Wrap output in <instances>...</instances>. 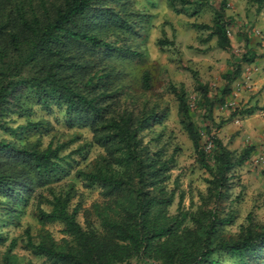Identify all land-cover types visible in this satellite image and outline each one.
<instances>
[{
  "label": "rangeland",
  "instance_id": "374dc122",
  "mask_svg": "<svg viewBox=\"0 0 264 264\" xmlns=\"http://www.w3.org/2000/svg\"><path fill=\"white\" fill-rule=\"evenodd\" d=\"M130 1L128 24L132 32L126 34L124 46L137 54L126 57L100 52L103 72L110 70V75L104 78L108 96L104 95L101 102L103 116L97 131L70 121L72 114L65 111L64 104L38 102L28 89L16 92L18 100L6 103L0 113V141L39 150L49 144L57 149L65 169H58V179L35 187L25 201L15 202L14 212L4 207L6 199L0 194V264H58L46 253L36 252L34 245L45 241L60 249L75 246L61 223L41 218V212L53 211L57 203L66 202L68 211L75 207L74 218L84 229L102 230L103 213L111 214L107 204L120 208L112 200L116 197L124 206L131 196L125 190L111 195L101 181L91 182L89 173L101 167L119 176L124 173L121 165L113 163L108 168L103 161L128 152L142 159L149 156L167 161L160 180L146 183L142 189L173 194L163 212L169 217L185 215L180 228H194L196 223L189 216L206 217L208 208L216 209L219 217H230L219 227L226 238H235L249 224H264V3L258 9L245 0H189L204 3V10L191 15L180 1ZM33 3L38 5L37 0ZM28 7L26 4V11H30ZM219 9L231 25L226 32L230 43L227 50L220 49L213 36L206 38L207 28L195 27L211 24ZM243 53L254 55V60L241 63L229 92L222 102L212 104L207 118L201 109L197 81L208 87L210 96L218 95L225 86L224 74L233 70ZM144 73L149 76L147 85ZM172 85L184 91L189 117L201 134V146L207 154L212 148L211 134L220 137L233 156L248 151V157L227 172V184L218 200L208 190L212 173L196 161L180 123L177 102L169 90ZM113 119L130 121L138 142L128 149L102 145L99 136H104L105 124ZM212 255L221 264H243L220 248ZM121 264L161 263L139 253ZM249 264H264V255Z\"/></svg>",
  "mask_w": 264,
  "mask_h": 264
},
{
  "label": "trees",
  "instance_id": "16d2710c",
  "mask_svg": "<svg viewBox=\"0 0 264 264\" xmlns=\"http://www.w3.org/2000/svg\"><path fill=\"white\" fill-rule=\"evenodd\" d=\"M34 1L0 0V113L6 103L18 100L16 92L28 89L38 102L53 100L64 104L65 111L72 114L70 121L97 131L103 116L101 102L108 96L105 95L104 78L110 75V70L103 72L100 52L126 57L137 54L124 46L126 34L132 32L128 24L131 1L37 0L38 5ZM169 1H180L188 6L184 9L191 15L204 10L203 2ZM246 1L258 9L264 3V0ZM26 4L30 11L25 10ZM195 27L207 28V39L213 36L220 49H229L226 32L231 25L221 9L215 11L211 24ZM253 56L243 53L240 61L234 62L233 70L223 76L225 86L218 95L210 96L208 87L197 81L201 109L207 118L211 116L212 104L222 102L229 92L232 81L239 75L241 63H251ZM148 77L147 73L143 74L146 85ZM169 90L177 102L180 123L191 141L196 161L212 173L208 190L214 195L213 199L218 200L227 184V172L234 164L244 161L248 151L245 149L233 156L222 145L220 137L211 134L212 148L207 154L201 146V134L189 117L184 91L173 85ZM132 126L124 119L108 120L104 126L106 133L99 136L101 144L107 149L115 144L130 148L138 142L137 130ZM108 152L111 154L110 150ZM59 158L57 149L49 144L39 150L1 140L0 194L6 199L4 207L14 212L15 202L25 201L35 187L58 179V169L65 171ZM109 158L104 159L103 164L108 168L113 163L121 165L124 173L116 176L109 169L99 167L96 172L89 173L91 182L101 181L111 195L125 190L131 198L122 206L115 197L112 201L120 208L114 209L107 204L111 214L103 213L100 231L84 229L74 218L75 207L68 211L66 202L57 203L53 211L41 212L43 220L61 223L62 230L76 243L60 249L51 243L39 242L34 245L36 252L46 253L58 264H121L139 253L157 258L161 264H221L212 255L219 248L237 256L243 264H249L251 259L257 263L264 255V224H249L235 238H226L220 234L219 227L229 222L230 217H219L216 209H206V217L189 216L196 223L194 228H180V220L185 215L180 218L166 216L163 209L171 202L173 194L163 189L154 193L142 189L146 183L160 180L167 169L164 158L146 156L142 159L132 152L121 158L112 155ZM2 201L0 198V203ZM27 240H31L30 234Z\"/></svg>",
  "mask_w": 264,
  "mask_h": 264
},
{
  "label": "crops",
  "instance_id": "0c3cea01",
  "mask_svg": "<svg viewBox=\"0 0 264 264\" xmlns=\"http://www.w3.org/2000/svg\"><path fill=\"white\" fill-rule=\"evenodd\" d=\"M246 1V0H245ZM247 2V1H246Z\"/></svg>",
  "mask_w": 264,
  "mask_h": 264
}]
</instances>
